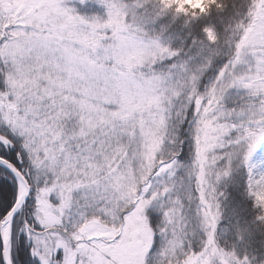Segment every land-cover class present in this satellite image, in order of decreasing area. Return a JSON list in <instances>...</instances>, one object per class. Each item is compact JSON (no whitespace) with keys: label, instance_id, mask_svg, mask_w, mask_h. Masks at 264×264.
<instances>
[{"label":"snow or ice","instance_id":"snow-or-ice-1","mask_svg":"<svg viewBox=\"0 0 264 264\" xmlns=\"http://www.w3.org/2000/svg\"><path fill=\"white\" fill-rule=\"evenodd\" d=\"M0 264H264V0H0Z\"/></svg>","mask_w":264,"mask_h":264},{"label":"rangeland","instance_id":"rangeland-1","mask_svg":"<svg viewBox=\"0 0 264 264\" xmlns=\"http://www.w3.org/2000/svg\"><path fill=\"white\" fill-rule=\"evenodd\" d=\"M90 11H93V12H100L102 11V9H100L99 7H94L92 9H90Z\"/></svg>","mask_w":264,"mask_h":264}]
</instances>
